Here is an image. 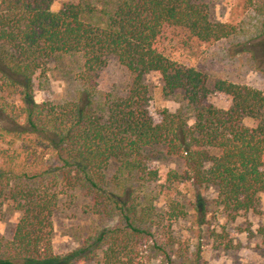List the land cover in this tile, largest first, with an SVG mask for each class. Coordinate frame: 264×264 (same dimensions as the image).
<instances>
[{
  "label": "trees",
  "instance_id": "trees-1",
  "mask_svg": "<svg viewBox=\"0 0 264 264\" xmlns=\"http://www.w3.org/2000/svg\"><path fill=\"white\" fill-rule=\"evenodd\" d=\"M55 1L0 0V92L18 100L0 96V200L19 214L12 238L0 240V264H144V253L148 264H199L200 249L191 254L174 232L185 205L173 191H146L158 177L143 152L162 145L183 161L168 187H212L217 208L233 218L247 213L264 192V91L168 59L163 35L175 29L203 44L229 41L264 68V0H242L247 17L237 25L214 20L203 0H75L53 12ZM58 56L81 59L75 99L36 103L34 76ZM110 57L131 77L123 98L99 97L98 73ZM150 76L165 94L181 96L192 125L165 110L153 120ZM213 95L229 107L216 108ZM77 188L95 215L117 223L56 255L52 217ZM257 235L264 248V226Z\"/></svg>",
  "mask_w": 264,
  "mask_h": 264
},
{
  "label": "rangeland",
  "instance_id": "rangeland-1",
  "mask_svg": "<svg viewBox=\"0 0 264 264\" xmlns=\"http://www.w3.org/2000/svg\"><path fill=\"white\" fill-rule=\"evenodd\" d=\"M214 20L237 25L247 17L242 0H203ZM75 0H56L51 10L58 12L62 4ZM163 54L170 60L186 67H193L211 80L222 79L235 84L246 85L264 91L263 66H257L247 53H240L229 41L199 43L184 31L166 29L163 35ZM78 56H58L50 59L43 74L37 73L33 79V95L36 103L43 101L60 104L75 99L77 74L81 67ZM99 97L110 95L123 98L131 83L129 72L117 60L110 57L98 73ZM151 101L148 112L157 123L165 110L179 114L188 125L193 123V113L179 95H167L162 91L160 79L147 78ZM6 98V94L0 92ZM6 101L18 102L16 98ZM211 103L219 109H227L230 101L221 95H213ZM7 142L9 137H3ZM24 150L27 141L17 144ZM0 147L3 144L0 141ZM8 147V146H7ZM143 158L150 171L158 180L150 182L146 191H173L175 198L185 205L187 217L174 225L175 235L182 237V244L189 246L194 254L199 248V264H264V248L261 246L257 230L264 226V192L258 196L256 205L245 214L234 218L223 209L217 208L215 188H192L179 183H165L168 174L181 175L185 169L179 157L168 156L162 145L144 150ZM31 159V156H30ZM118 164L113 161L106 171V181L110 184ZM168 187L169 190L166 188ZM164 199V198H162ZM204 216V222L201 221ZM19 214L14 212L9 202L0 200V240H10L14 233ZM52 249L56 255L67 254L77 249L94 231L116 225L115 219H103L92 210V200L82 189H74L62 197L53 217ZM145 262L147 254L144 253ZM152 264H157L153 262Z\"/></svg>",
  "mask_w": 264,
  "mask_h": 264
}]
</instances>
